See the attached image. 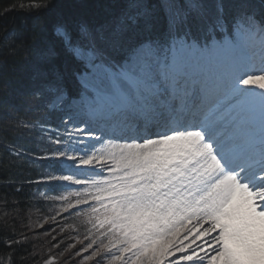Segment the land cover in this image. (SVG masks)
Wrapping results in <instances>:
<instances>
[{"label": "snow or ice", "instance_id": "1", "mask_svg": "<svg viewBox=\"0 0 264 264\" xmlns=\"http://www.w3.org/2000/svg\"><path fill=\"white\" fill-rule=\"evenodd\" d=\"M19 8L32 17L36 33L24 55L37 61L28 89L56 121L41 127L65 137L57 157L74 149L72 138L87 144L85 137L98 143L155 135L150 129L171 114L194 59L225 56L255 27L264 28V0H76L71 11L57 0H30ZM9 35L15 54L24 40L19 32ZM196 36L213 46L193 50ZM54 142L62 143L59 136ZM8 185L23 190L0 177L5 209L16 207ZM252 217L264 220V201L250 210L220 195L207 204L181 201L166 219L141 225L87 258L104 264H264V228ZM17 236L7 225L0 229V264L30 258L27 239Z\"/></svg>", "mask_w": 264, "mask_h": 264}, {"label": "trees", "instance_id": "2", "mask_svg": "<svg viewBox=\"0 0 264 264\" xmlns=\"http://www.w3.org/2000/svg\"><path fill=\"white\" fill-rule=\"evenodd\" d=\"M29 2L30 0H0V177L14 179L23 186L20 192L13 191L16 185L6 186L16 207L5 209L4 201L0 199V229L7 225L8 231L18 233V240L27 239L31 250L30 258L24 264H41L46 259L42 257L43 253H53L58 257L66 251V247L47 237L37 238V232H34L36 229H31L28 223L32 212L48 209L42 200L39 203L35 199V193L42 186L41 172L52 170L50 165L42 166L39 162L40 165L32 164V156L41 149L39 143L33 140L37 135L33 125L52 123V119L49 121L40 102L28 89L37 61L35 58L25 60L24 55L31 51L29 41L36 33L32 28V17L21 10L19 5ZM75 2L76 0H57L58 6L67 11L72 10ZM13 6L15 10H10ZM15 32L22 34L24 43L20 47V41L16 40L15 44L20 50L12 54L13 38L9 34ZM2 194L0 191V196ZM17 199L20 200L18 204ZM31 256L36 258L32 259ZM0 259H3L2 255Z\"/></svg>", "mask_w": 264, "mask_h": 264}, {"label": "rangeland", "instance_id": "3", "mask_svg": "<svg viewBox=\"0 0 264 264\" xmlns=\"http://www.w3.org/2000/svg\"><path fill=\"white\" fill-rule=\"evenodd\" d=\"M257 45L255 47L256 50H253L252 47L246 50H242L243 55L238 54V56L241 59H245V61L248 64V67L252 68L251 75L247 78H245L240 85V87L231 95L232 97H237L241 92L248 89H254V90H264V36L261 37V40L256 43ZM241 49H239L240 51ZM257 51V52H256ZM226 56H222L220 59L214 60L217 64H220L223 59ZM240 59V60H241ZM237 65H239V61L236 63L231 64V70L237 68ZM215 68L220 69L221 66L217 65ZM26 110V109H25ZM27 111V110H26ZM47 130L39 129L37 131L38 137H40L43 142L46 141L47 137H45L42 134H46ZM51 135L55 139L59 136L57 132L51 133ZM60 139V137H59ZM85 139H88V143L84 144L81 142H76V138H72L74 149L71 151H66L65 156L61 158L62 163L64 166L74 169V172L76 174H81V180L77 179L74 176H60L61 180H66L68 182H73L75 184H78L79 182H89L90 185L94 186L99 185L102 186L100 193H105L104 196H111L115 192L119 190V186L117 183V180L121 176L120 174H117L116 176L112 171H109L105 168L99 170L101 167H104L106 165H113L118 159L119 156L125 155L129 152H135V148H129V149H120L116 151L113 150H106L103 153H98L96 151H99L98 148H105L107 145L104 143V139H101L98 143L95 142L94 138L85 137ZM61 140V139H60ZM48 141V140H47ZM62 141V140H61ZM55 143V142H54ZM66 143V142H65ZM63 144L60 143V145ZM66 146V144H65ZM69 148L72 147V145L67 146ZM159 148H155L153 151H158ZM173 153H176L174 151ZM165 162H168L169 156L171 154L165 153ZM72 156L75 159L69 160L68 157ZM124 157V156H123ZM93 177V178H91ZM88 184V185H89ZM108 191V192H105ZM125 193V191L118 194L121 195ZM102 196V197H104ZM39 197L42 198L41 194H37L35 199L40 203ZM101 197V199H102ZM120 198H125L123 196H119ZM118 198V197H117ZM111 207L108 210L110 212L112 219L114 215V211L112 208L114 205L109 204ZM70 210L74 211L78 206L77 205H70ZM108 208V207H107ZM168 206L162 205L157 207V212L163 216L162 220L166 219L167 216L170 214L169 211L164 210L167 209ZM51 209V207H50ZM52 210V209H51ZM151 210L144 212L143 214L139 215L135 213V210L133 209H122V214L119 219V222L115 224L113 227V233L115 234V237L118 240L123 239L127 234H129L127 226L128 224L135 225V218L139 217L142 221H138L140 225H147L150 221L149 219V213ZM50 210L40 211V212H32L30 214V218H28V223L31 229H36L34 232H37V238H49V240L56 242L59 241L61 244H63V247H66V251L61 253V256L58 255L56 257L53 253L48 254V252H45L42 254V257H46V259H43L41 261V264H89V262H93L94 264H104L103 259H97L92 260L88 259L87 257L91 256L93 252H97V246L91 247L87 246L83 239H78L76 235L72 234L67 228V224L65 225L64 222L66 219H57L54 216H51ZM109 216V213L106 214V217ZM159 220V219H156ZM260 220V219H258ZM260 221V227L261 226ZM123 229V233H122ZM113 234V236H114ZM57 243H55V246ZM115 240H108L104 243V245H114ZM88 249H91L90 251H87Z\"/></svg>", "mask_w": 264, "mask_h": 264}, {"label": "bare ground", "instance_id": "4", "mask_svg": "<svg viewBox=\"0 0 264 264\" xmlns=\"http://www.w3.org/2000/svg\"><path fill=\"white\" fill-rule=\"evenodd\" d=\"M259 96L264 97V92H262ZM261 111H259L258 114H260ZM177 136L178 135H175L173 137V139L176 138ZM125 161L127 162V164L129 166L135 167V172H134L135 174L141 173V175H144V179L141 180L140 185L154 183L155 181L159 180L158 176H156V171H157L158 165H155V163H151L150 162L151 160L149 161V159L146 156H144L143 154L142 155L141 154H134V155L130 154L125 158ZM128 172H130V171H128ZM224 182H225V188H228L230 182L228 180H226ZM212 193L214 195H218L219 193H221L223 195L224 191L222 188L217 187V188H215V190ZM137 195L140 197V199H143V198L146 199V195L142 192H139ZM158 201L163 203L166 201V199L164 197H160L158 199ZM191 201H192V199H190V202ZM151 202L153 203L154 200H152ZM239 208H241V205L238 207V209ZM246 208H247V206H246Z\"/></svg>", "mask_w": 264, "mask_h": 264}]
</instances>
